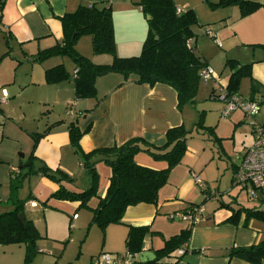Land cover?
<instances>
[{
  "label": "crops",
  "instance_id": "crops-1",
  "mask_svg": "<svg viewBox=\"0 0 264 264\" xmlns=\"http://www.w3.org/2000/svg\"><path fill=\"white\" fill-rule=\"evenodd\" d=\"M140 1L0 0V88H4L9 96L0 111V162H16L12 143L18 136L29 137L47 129L33 151L34 168L45 165L53 171L60 170L72 179V188L82 190L89 187L90 174L70 145L66 126L73 117L78 118L81 131L87 129L79 139V148L84 153L120 146L139 138L141 147L149 148V151H138L134 160L152 169L166 166L164 159L153 156V153L167 151L166 132L177 127L191 130L180 162L170 169L166 183L158 190L157 203L128 206L121 223L110 224L113 226L105 229L106 241L119 237L125 244L128 226H148L149 233L143 239L142 251H151L156 256L155 251L163 246L165 240L187 230L188 240L181 245L184 253L178 255L176 249L155 264H251L230 257L229 252L233 247H247L264 239V221L245 220L244 211L238 213L235 222L229 218L235 210L243 207L264 210V189L255 192L253 203H244L238 201V197L230 196L233 189H228L224 180H229L230 187L238 185L246 192L250 189L236 184L233 174L243 151L254 143V134L241 110L236 109L223 116V103L212 99L211 93L219 84L227 85L233 69H228L225 63L234 60V69L250 65L249 75L240 80L238 94L246 98L254 90V100L264 104V0H250L260 6L246 16L240 15L236 5H217L219 0H173L176 9L193 12L197 24L193 28L195 35L191 46L200 60L215 73V77L207 82L200 78L205 85L210 82L204 90L212 102L210 113L197 128L191 127L194 116L185 111V106L194 101L180 106L177 93L170 85L123 82L121 75L109 73L96 79L94 98L78 99L71 79L52 84L45 82V70L58 64L72 74L75 65L71 69L66 68L69 59L54 56L41 62L34 60L39 51L61 43L63 32L59 18L80 5L89 4L110 7L116 54L120 57L138 55L150 19L143 12ZM207 29L215 34L218 42L206 34ZM14 49L19 53L15 54ZM75 49L95 64L112 61L108 54H94L92 47L89 49L86 45V39L80 41L79 38ZM14 60L18 66L14 65ZM243 81L248 87L246 96L240 92ZM68 111L74 116L67 115ZM254 119L258 123L264 122V106L259 108ZM193 134L197 135L196 140H192ZM91 161L97 194L102 197L108 187L111 170L98 156ZM18 169L23 167L18 166ZM25 172L26 169L22 170L19 176L22 178ZM193 175L200 178L205 190L197 185ZM213 180H218L219 186L212 191ZM223 182L224 190L220 189ZM20 186L22 188L15 191L14 197L23 203V207L34 209L38 207V201L45 210L66 208L65 205L76 209L79 205L78 202L51 197L58 184L41 174L25 175ZM224 194L229 196L226 200ZM45 200L47 206L42 203ZM90 203H95V199ZM8 204L12 210L13 200H8ZM194 208L200 211L195 220L170 218V214L188 213ZM72 214L76 213L73 211ZM25 218L31 220L39 232L36 223L41 224L42 221ZM76 219H79L78 215ZM55 220V217H50L49 222ZM109 249L115 250V247L110 246ZM258 264H264V259Z\"/></svg>",
  "mask_w": 264,
  "mask_h": 264
},
{
  "label": "trees",
  "instance_id": "trees-1",
  "mask_svg": "<svg viewBox=\"0 0 264 264\" xmlns=\"http://www.w3.org/2000/svg\"><path fill=\"white\" fill-rule=\"evenodd\" d=\"M139 4L143 12L150 16L148 31L140 53L130 57H120L115 52L112 15L109 6L80 5L75 11L65 13L60 17L63 32L61 43L39 51L34 60L41 62L50 57L65 56L72 60L75 65L74 70L77 69V71L75 73L73 70L70 74L62 64L55 65L45 70V82L52 84L71 79L75 97L87 99L96 96L95 81L98 77L116 73L121 75L123 82L133 81L150 86L156 83L170 85L177 93L180 106L192 103L197 94L201 71L207 67L191 46V39L195 35L193 28L197 24L193 12L191 10L178 12L173 0H141ZM217 5H236L239 7L241 16L252 13L260 6L250 0H219ZM84 35L91 37L92 52L96 55H110L111 63L95 64L75 49L77 40ZM225 66L230 70L233 69L228 78L226 93L239 95L240 80L249 75L250 65L245 64L234 69L235 61L227 60ZM216 91L211 93V98L220 101L216 97ZM254 93L253 90L248 98L254 99ZM67 115L73 117L74 113L68 111ZM66 129L71 147L90 174L89 187L75 190L71 186L72 179L60 170L53 171L45 165L34 168L33 151L39 138L46 133L47 129L41 133L31 134L33 139L31 153L26 162L27 165L22 166L26 172L21 179L32 173L41 174L57 183L58 189L51 194V197L78 202V207L88 208L92 213L91 223L102 229L110 224L121 223L123 213L128 206L138 203H157L158 190L166 183L170 169L180 162L186 149V137L191 131H186L182 127L169 129L166 132L165 148H168L167 151L162 154L153 153L155 158L164 159L166 166L162 169H152L141 166L134 160V155L138 151H149V148L141 147L139 138L128 140L120 146L99 148L84 153L79 148V139L87 129L80 130L77 117L71 119ZM95 156L105 161L111 170L109 184L102 197L97 194L95 186L93 162L91 161ZM13 180H15L14 177L11 178V185L14 184ZM12 188L17 189L18 186ZM14 193L15 191H12L9 196L13 200L14 208L0 213V245L24 244L26 261L33 252V247L36 240L40 238V234L33 222L25 218L22 212L23 203L14 197ZM91 199H95V203L91 204ZM42 203L47 206V200ZM241 211L245 213V220L254 218L264 221V210L245 207L235 210L229 219L235 222ZM20 213L23 215L22 219L19 217ZM148 233V226H128L125 248L126 254L132 256L129 264L158 263L163 257L181 248L189 237L187 230L171 236L165 240L161 248L155 251V259L141 263L135 260V257L142 251L143 239ZM229 256L251 264H258L264 259V239L247 247H233Z\"/></svg>",
  "mask_w": 264,
  "mask_h": 264
},
{
  "label": "rangeland",
  "instance_id": "rangeland-1",
  "mask_svg": "<svg viewBox=\"0 0 264 264\" xmlns=\"http://www.w3.org/2000/svg\"><path fill=\"white\" fill-rule=\"evenodd\" d=\"M84 38L86 39V45L90 49L89 36H81L80 41L85 40ZM14 53H19V50L14 49ZM66 59L69 58L66 57ZM69 64L72 65L69 67ZM69 64H67L66 68L71 69L74 63L70 60ZM14 65H19L17 60H14ZM227 70L228 69H226V71ZM246 84L247 83L243 81L241 85L240 92L243 96L247 95L248 87ZM209 86L210 82L205 85V83L201 81L193 104L185 106V111L187 110L186 113L190 112L191 115L194 116V122L191 124V127L197 128V126L203 124L206 114L211 111L210 102H212V99H209L208 93L204 90L205 87L207 89ZM262 106H264V104L260 105V107ZM23 127H25V124ZM196 136L197 135L193 134L192 140H196ZM31 143L32 138L30 135L29 137H25V135L18 136L17 140L12 143L15 150L16 162H11L10 160L0 162V213L10 211L9 209H11V206L9 205L10 203L8 204V200L10 202L11 200L8 198V195L12 191L20 190L23 186V183L21 184L22 186H20V183L23 182L24 178L21 179L19 173L24 169H18V166H24L26 164ZM22 155L24 156L22 157ZM11 167L14 168L13 171H10V169H12ZM12 177L15 178V180H13V185L18 186L17 189L15 188L16 190L13 189L12 187L14 186L10 184ZM224 182L227 183L228 189H233V194H230V196H233V198L238 197V201L253 203L256 199L254 195L250 194V189L246 192L245 189L238 188V185L230 187L229 180H224ZM212 183L213 191V189L219 186V181L213 180ZM224 187H226L225 183L220 186V189L224 190ZM223 196L225 200L229 197L227 194ZM37 203L38 207L34 209L22 207V212L25 216L31 219H40L42 221L41 224L36 223L40 238L36 240L33 252H31L29 258L25 261L24 244L9 243L0 245V264H24L25 262L26 264H92L97 256L104 252L118 254L119 256L126 255L124 239L118 237L116 240L107 242L105 233L107 226L102 229L96 224L91 223L92 213L88 208L80 206L76 209H69V207L65 205L64 207L66 208H46L45 210L43 209L44 206H42L39 201ZM73 211L76 214H72ZM77 215L79 219H76ZM50 217H55L56 220L54 222H49ZM110 246L115 247V250L109 249Z\"/></svg>",
  "mask_w": 264,
  "mask_h": 264
},
{
  "label": "built area",
  "instance_id": "built-area-1",
  "mask_svg": "<svg viewBox=\"0 0 264 264\" xmlns=\"http://www.w3.org/2000/svg\"><path fill=\"white\" fill-rule=\"evenodd\" d=\"M176 10L180 11L179 9ZM206 34L215 42H218L217 37L210 29L206 30ZM76 71L77 69L74 70L75 73ZM214 77L215 73L212 68L207 66L202 69L201 78L204 82ZM216 92V97L223 103V116H227L232 111L239 109L243 112L247 123L252 127L254 143L243 151L241 161L233 174V181L241 186H249L250 194L254 195L256 190L264 189V122L258 123L254 119L259 112L260 103L257 100L241 97L237 94L228 95L226 93V86L223 84L218 85ZM7 101V91L4 88H0V108ZM194 178L197 185L202 190H205V185L200 178L198 176H194ZM199 212L197 208H194L188 213L170 214V218L178 217L180 219L195 220ZM183 253L184 248L177 250L178 255H182ZM131 260L132 256L130 254L120 257L117 254L104 252L97 256L93 264H129Z\"/></svg>",
  "mask_w": 264,
  "mask_h": 264
},
{
  "label": "water",
  "instance_id": "water-1",
  "mask_svg": "<svg viewBox=\"0 0 264 264\" xmlns=\"http://www.w3.org/2000/svg\"><path fill=\"white\" fill-rule=\"evenodd\" d=\"M150 18V17H149ZM155 38H157V37H155ZM19 167H21V166H19ZM19 217L22 219L23 218V215L20 213L19 214ZM154 254H153V252H151V251H148V250H144V251H142L140 254H139V256H138V261L139 262H141V263H146V262H150V261H152L153 259H154Z\"/></svg>",
  "mask_w": 264,
  "mask_h": 264
}]
</instances>
